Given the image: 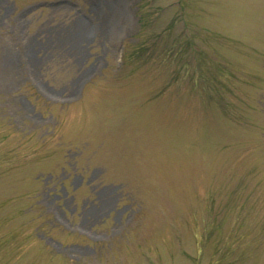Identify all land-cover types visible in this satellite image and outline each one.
I'll return each instance as SVG.
<instances>
[{
  "label": "rangeland",
  "instance_id": "1",
  "mask_svg": "<svg viewBox=\"0 0 264 264\" xmlns=\"http://www.w3.org/2000/svg\"><path fill=\"white\" fill-rule=\"evenodd\" d=\"M0 264H264V0H0Z\"/></svg>",
  "mask_w": 264,
  "mask_h": 264
},
{
  "label": "bare ground",
  "instance_id": "2",
  "mask_svg": "<svg viewBox=\"0 0 264 264\" xmlns=\"http://www.w3.org/2000/svg\"><path fill=\"white\" fill-rule=\"evenodd\" d=\"M76 23L80 25V21H79V20H77V22H76Z\"/></svg>",
  "mask_w": 264,
  "mask_h": 264
}]
</instances>
